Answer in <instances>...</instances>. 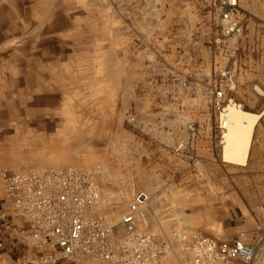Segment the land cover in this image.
<instances>
[{
  "label": "rangeland",
  "instance_id": "rangeland-1",
  "mask_svg": "<svg viewBox=\"0 0 264 264\" xmlns=\"http://www.w3.org/2000/svg\"><path fill=\"white\" fill-rule=\"evenodd\" d=\"M217 2L0 0V197L4 172L72 168L108 227L149 195L138 230L170 243L156 264H190L173 232L252 242L264 115L239 169L221 160L219 119L230 101L264 112V0H239L234 35Z\"/></svg>",
  "mask_w": 264,
  "mask_h": 264
},
{
  "label": "built area",
  "instance_id": "built-area-1",
  "mask_svg": "<svg viewBox=\"0 0 264 264\" xmlns=\"http://www.w3.org/2000/svg\"><path fill=\"white\" fill-rule=\"evenodd\" d=\"M216 6L234 35L239 30V0H218ZM2 176L0 251L6 239L22 247V264H156L170 253L169 242L160 245L155 236L136 232L146 194L135 199L118 224L108 227L93 209L95 186L86 174L64 168ZM167 240L183 246L190 264H264V222L252 242H221L202 234L188 240L179 232Z\"/></svg>",
  "mask_w": 264,
  "mask_h": 264
},
{
  "label": "bare ground",
  "instance_id": "bare-ground-1",
  "mask_svg": "<svg viewBox=\"0 0 264 264\" xmlns=\"http://www.w3.org/2000/svg\"><path fill=\"white\" fill-rule=\"evenodd\" d=\"M263 115L264 112L259 115L246 112L241 106L235 104L233 101H230L227 108L224 110V113L220 115L219 124L222 127L221 131L223 139L221 160L229 168L239 169L248 166L249 158L252 152L256 126ZM150 194L152 197L154 196L152 193ZM128 198V193L124 196L117 197L115 199L116 205L118 207H123L127 203ZM92 200L96 201V198ZM148 202H152L149 199V195ZM148 202H146L144 205H146ZM144 205L139 208V218L140 215L144 216ZM124 232V230H121V233ZM136 232L138 234L143 233L139 230Z\"/></svg>",
  "mask_w": 264,
  "mask_h": 264
},
{
  "label": "crops",
  "instance_id": "crops-1",
  "mask_svg": "<svg viewBox=\"0 0 264 264\" xmlns=\"http://www.w3.org/2000/svg\"><path fill=\"white\" fill-rule=\"evenodd\" d=\"M264 58V56H263ZM257 60V59H256ZM243 61L247 64L248 66V70H246V73H252L254 71H252V67H254L257 63L255 61V58L253 57H245V59H243ZM260 61V60H258ZM16 247V246H15ZM22 249H20V247H16L15 250H13V248L7 244L6 241V245L4 247V249L2 251H0V264H17V262H15V260H13V256H21L22 253ZM25 254V253H24Z\"/></svg>",
  "mask_w": 264,
  "mask_h": 264
}]
</instances>
